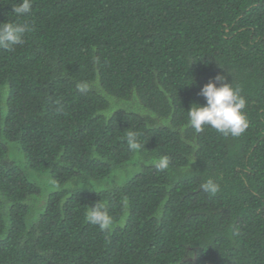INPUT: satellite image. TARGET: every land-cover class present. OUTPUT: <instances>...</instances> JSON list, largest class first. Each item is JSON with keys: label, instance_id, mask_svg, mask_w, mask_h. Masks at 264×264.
<instances>
[{"label": "trees", "instance_id": "trees-1", "mask_svg": "<svg viewBox=\"0 0 264 264\" xmlns=\"http://www.w3.org/2000/svg\"><path fill=\"white\" fill-rule=\"evenodd\" d=\"M18 2L0 0L31 28L0 48V264H264V0ZM218 74L246 100L239 137L188 126Z\"/></svg>", "mask_w": 264, "mask_h": 264}, {"label": "clouds", "instance_id": "clouds-1", "mask_svg": "<svg viewBox=\"0 0 264 264\" xmlns=\"http://www.w3.org/2000/svg\"><path fill=\"white\" fill-rule=\"evenodd\" d=\"M32 11V0H19L13 6L16 16H27ZM31 28L26 23L2 22L0 23V48L11 51L13 46L23 43V38ZM227 77L216 75L206 83L199 95L204 97L206 103H194L188 110V126L196 133H200L205 127H210L224 136L239 137L249 127L246 113L243 111L246 100L241 96L240 89L233 83L225 82ZM128 150L135 152L142 149L138 134L129 131L126 135ZM170 166V158L167 155L159 157L154 162L157 171H166ZM201 190L210 197L216 196L221 190V184L209 178L201 184ZM87 220L97 226L101 231L109 230L114 224V218L103 203L91 206L87 211Z\"/></svg>", "mask_w": 264, "mask_h": 264}, {"label": "rangeland", "instance_id": "rangeland-1", "mask_svg": "<svg viewBox=\"0 0 264 264\" xmlns=\"http://www.w3.org/2000/svg\"><path fill=\"white\" fill-rule=\"evenodd\" d=\"M10 148H11L10 158L18 159V161H19V159H23L22 153H21L18 145L12 144V146H10ZM40 178H41V183H42L43 187L46 188V190H49L50 187L53 185L57 187L56 183H54L52 181V179H49V176L47 174L40 176ZM113 180H114V178H109V179H106V180H103V181L97 182V183L90 181V183L94 184L98 188H108V187H112V185H114Z\"/></svg>", "mask_w": 264, "mask_h": 264}]
</instances>
